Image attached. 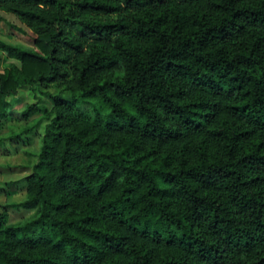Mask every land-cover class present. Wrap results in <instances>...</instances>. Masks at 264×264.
Instances as JSON below:
<instances>
[{
	"label": "trees",
	"instance_id": "16d2710c",
	"mask_svg": "<svg viewBox=\"0 0 264 264\" xmlns=\"http://www.w3.org/2000/svg\"><path fill=\"white\" fill-rule=\"evenodd\" d=\"M10 1L39 31L0 38V113L65 75L55 40L77 58L69 96L20 112L52 115L0 264H264V0Z\"/></svg>",
	"mask_w": 264,
	"mask_h": 264
},
{
	"label": "rangeland",
	"instance_id": "374dc122",
	"mask_svg": "<svg viewBox=\"0 0 264 264\" xmlns=\"http://www.w3.org/2000/svg\"><path fill=\"white\" fill-rule=\"evenodd\" d=\"M12 1L0 0V38L11 43H19L28 48H34L33 37L39 31L38 24L35 21L21 17L10 9ZM73 7V6H72ZM80 14V11L78 12ZM89 16L95 17H114L116 12L108 14L89 13ZM58 37L77 38L78 32L75 27H66L65 32ZM82 42L89 39L80 38ZM58 52L68 55L69 60L61 65L66 73L63 77H57L53 80L41 81L40 83H21L15 91L7 97H13L7 100L4 112L0 113V134H2L8 125H18L21 122L25 127L16 132L7 129L10 134L6 137L0 135V157H4V162L0 163V210L6 212V222H14L24 219L32 214L33 209L18 208L14 209L12 204L24 197V191L19 184L14 182L31 170L32 163L36 160V153L39 149L41 135L46 122L52 115L45 116L39 111H33L23 116L19 111L24 108L29 101L40 103L50 109L53 106L51 94H58L62 97L69 96L67 86H74L73 72L70 67V61L77 58V54L68 47H65L59 40H55ZM13 64L19 65L17 58L11 57L5 51L0 49V71ZM80 106L93 112L88 104L78 102ZM118 133V132H116ZM116 133L113 134L115 139ZM155 140H148L147 144H153ZM172 141L161 143L172 144Z\"/></svg>",
	"mask_w": 264,
	"mask_h": 264
},
{
	"label": "clouds",
	"instance_id": "9594fccd",
	"mask_svg": "<svg viewBox=\"0 0 264 264\" xmlns=\"http://www.w3.org/2000/svg\"><path fill=\"white\" fill-rule=\"evenodd\" d=\"M6 99L7 100H11V99H13V97H7ZM29 103H34V101H29ZM19 111H24V109L21 108ZM24 127H25V125L23 124V122H21L18 125H8L7 128H6V130L2 134H0V135H2L3 137H6V136H8L10 134V132L7 129H12V130H14L16 132H19ZM4 159H5L4 157H0V163H3L4 162Z\"/></svg>",
	"mask_w": 264,
	"mask_h": 264
}]
</instances>
